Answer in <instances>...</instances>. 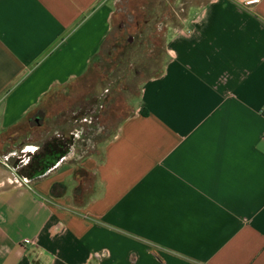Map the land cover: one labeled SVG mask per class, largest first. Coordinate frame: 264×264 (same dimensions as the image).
I'll list each match as a JSON object with an SVG mask.
<instances>
[{"label":"crops","instance_id":"crops-1","mask_svg":"<svg viewBox=\"0 0 264 264\" xmlns=\"http://www.w3.org/2000/svg\"><path fill=\"white\" fill-rule=\"evenodd\" d=\"M113 1L0 0V264H264V0L178 2L115 134L23 174L21 130L98 59Z\"/></svg>","mask_w":264,"mask_h":264},{"label":"rangeland","instance_id":"rangeland-1","mask_svg":"<svg viewBox=\"0 0 264 264\" xmlns=\"http://www.w3.org/2000/svg\"><path fill=\"white\" fill-rule=\"evenodd\" d=\"M113 2L111 33L98 59L81 80L43 98L45 111L39 114V129L21 130L25 134L21 140L34 142L36 148L27 155L29 163L23 172L27 177L50 156L60 158L68 148L80 154L96 152L115 134L119 122L133 112L143 82L161 71L166 60V30L176 27L183 14L178 2L186 9L188 1ZM1 156L0 170L6 163ZM7 163L15 166L17 162L12 158Z\"/></svg>","mask_w":264,"mask_h":264},{"label":"built area","instance_id":"built-area-1","mask_svg":"<svg viewBox=\"0 0 264 264\" xmlns=\"http://www.w3.org/2000/svg\"><path fill=\"white\" fill-rule=\"evenodd\" d=\"M237 1L241 2L244 5H253L257 3L259 0H237Z\"/></svg>","mask_w":264,"mask_h":264},{"label":"trees","instance_id":"trees-1","mask_svg":"<svg viewBox=\"0 0 264 264\" xmlns=\"http://www.w3.org/2000/svg\"><path fill=\"white\" fill-rule=\"evenodd\" d=\"M95 61H96V57L93 58L91 63L93 64Z\"/></svg>","mask_w":264,"mask_h":264}]
</instances>
